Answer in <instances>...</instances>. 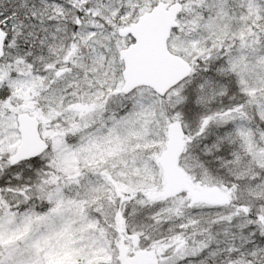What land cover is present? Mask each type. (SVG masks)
I'll return each instance as SVG.
<instances>
[{"label":"snow or ice","instance_id":"snow-or-ice-1","mask_svg":"<svg viewBox=\"0 0 264 264\" xmlns=\"http://www.w3.org/2000/svg\"><path fill=\"white\" fill-rule=\"evenodd\" d=\"M0 264H264V0H0Z\"/></svg>","mask_w":264,"mask_h":264}]
</instances>
